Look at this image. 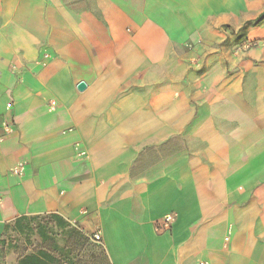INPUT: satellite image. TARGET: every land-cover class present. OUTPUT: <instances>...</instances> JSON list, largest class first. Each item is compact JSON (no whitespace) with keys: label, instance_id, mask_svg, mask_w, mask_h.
I'll use <instances>...</instances> for the list:
<instances>
[{"label":"crops","instance_id":"obj_1","mask_svg":"<svg viewBox=\"0 0 264 264\" xmlns=\"http://www.w3.org/2000/svg\"><path fill=\"white\" fill-rule=\"evenodd\" d=\"M48 213L110 264H264V0H0V238Z\"/></svg>","mask_w":264,"mask_h":264},{"label":"trees","instance_id":"obj_2","mask_svg":"<svg viewBox=\"0 0 264 264\" xmlns=\"http://www.w3.org/2000/svg\"><path fill=\"white\" fill-rule=\"evenodd\" d=\"M6 230L7 227L0 238V254ZM11 231L24 236L22 250L16 245L20 238L9 243L17 255V264H110L100 246L87 253L88 235L58 214L21 215L14 219ZM33 235L35 243L30 239Z\"/></svg>","mask_w":264,"mask_h":264},{"label":"rangeland","instance_id":"obj_3","mask_svg":"<svg viewBox=\"0 0 264 264\" xmlns=\"http://www.w3.org/2000/svg\"><path fill=\"white\" fill-rule=\"evenodd\" d=\"M11 224H9L7 226V230H6L7 232H6V235L4 238L5 244L3 247V253L0 254V264H17V255L15 254L13 246H11L9 244L11 240H16L17 238L18 239L20 238V240L17 242L18 244H16L17 247L20 248L19 250H22L25 247L23 244V237L24 236L23 235L18 236L16 233L11 231ZM87 235L89 237V235H91V234L89 233ZM30 239L33 243L36 242L34 235L31 236ZM89 242H90V246L88 247L87 253H89L91 251L99 250L98 249L99 244L97 242L92 241L90 238H89ZM98 264H99V262H98ZM100 264H101V262H100Z\"/></svg>","mask_w":264,"mask_h":264},{"label":"built area","instance_id":"obj_4","mask_svg":"<svg viewBox=\"0 0 264 264\" xmlns=\"http://www.w3.org/2000/svg\"><path fill=\"white\" fill-rule=\"evenodd\" d=\"M84 152H81L80 155H83ZM173 217L171 214L164 215L160 220L155 222L154 228L157 233H165L169 232L172 227ZM89 238L94 242L100 241V234L95 231L91 235H89Z\"/></svg>","mask_w":264,"mask_h":264},{"label":"water","instance_id":"obj_5","mask_svg":"<svg viewBox=\"0 0 264 264\" xmlns=\"http://www.w3.org/2000/svg\"><path fill=\"white\" fill-rule=\"evenodd\" d=\"M85 88V84L83 82H80L77 84V89L78 90H83Z\"/></svg>","mask_w":264,"mask_h":264}]
</instances>
